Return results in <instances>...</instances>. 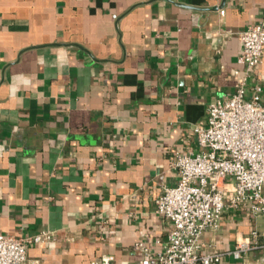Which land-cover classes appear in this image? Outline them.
<instances>
[{"label": "crops", "instance_id": "obj_1", "mask_svg": "<svg viewBox=\"0 0 264 264\" xmlns=\"http://www.w3.org/2000/svg\"><path fill=\"white\" fill-rule=\"evenodd\" d=\"M262 20L264 0H0V237L52 232L27 249L40 264H138L139 241L159 251L171 160L235 91L240 33ZM245 91L264 99V51ZM252 229L264 215L227 211L200 242L229 250Z\"/></svg>", "mask_w": 264, "mask_h": 264}, {"label": "built area", "instance_id": "obj_2", "mask_svg": "<svg viewBox=\"0 0 264 264\" xmlns=\"http://www.w3.org/2000/svg\"><path fill=\"white\" fill-rule=\"evenodd\" d=\"M240 45L243 77L230 96L210 103L205 119L192 127L193 147L171 160L178 179L154 199L155 213L171 228L159 251L141 241L134 244L142 254L138 264H218L225 256L249 264L248 253L264 249V231L257 229L229 250L210 251L200 242L205 231H218L227 211L264 215V99L245 98L246 80L262 61L264 20L240 33ZM99 222L107 231L108 219L99 216ZM51 241L50 231L2 236L0 264H40L27 259V249ZM112 261L111 255L100 257V264ZM255 264H264V254Z\"/></svg>", "mask_w": 264, "mask_h": 264}, {"label": "rangeland", "instance_id": "obj_3", "mask_svg": "<svg viewBox=\"0 0 264 264\" xmlns=\"http://www.w3.org/2000/svg\"><path fill=\"white\" fill-rule=\"evenodd\" d=\"M264 190V189H263ZM264 192V191H263Z\"/></svg>", "mask_w": 264, "mask_h": 264}]
</instances>
